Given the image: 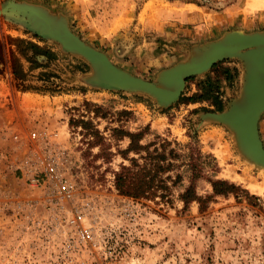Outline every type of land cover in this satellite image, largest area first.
Returning <instances> with one entry per match:
<instances>
[{
	"label": "rangeland",
	"instance_id": "obj_1",
	"mask_svg": "<svg viewBox=\"0 0 264 264\" xmlns=\"http://www.w3.org/2000/svg\"><path fill=\"white\" fill-rule=\"evenodd\" d=\"M15 1L61 14L82 41L149 81L224 31H264V0ZM214 12L225 17L216 25ZM218 62L213 72L187 77L177 100L161 107L144 93L86 84L82 76L90 67L82 57L0 16V128L38 117L59 131L75 204L92 235L81 240L65 221L68 212L46 206L18 169L4 166L0 264H264V187L248 186L264 180V169L240 153L227 126L200 117L221 111L240 89L241 63ZM208 76L216 79L220 110L207 99H192ZM130 133L149 150L159 152L168 142L165 153L173 148L179 154L167 156L173 166L161 173L181 177L167 201L123 196L114 187L120 166L138 156L126 150ZM258 133L264 145V112ZM190 146L196 149L189 160ZM192 174L199 176L194 190L202 202L184 203L180 195ZM216 179L234 184V192L213 194L210 181Z\"/></svg>",
	"mask_w": 264,
	"mask_h": 264
},
{
	"label": "water",
	"instance_id": "obj_2",
	"mask_svg": "<svg viewBox=\"0 0 264 264\" xmlns=\"http://www.w3.org/2000/svg\"><path fill=\"white\" fill-rule=\"evenodd\" d=\"M0 16L55 41L64 51L82 57L90 67V74L86 77L91 76L88 78L93 86L144 93L161 107L177 100L187 77L202 74L223 59H237L242 66L237 96L230 99L221 111L205 112L200 117L227 126L240 153L256 166L264 167V145L258 133V120L264 112V31H224L213 40L192 46L185 59L160 70L155 80L149 81L115 66L103 52L82 41L69 29L61 14L51 13L37 4L8 0L0 6ZM247 59L251 62L250 69L247 68ZM255 76L256 83L253 81ZM241 93L242 103H237Z\"/></svg>",
	"mask_w": 264,
	"mask_h": 264
},
{
	"label": "built area",
	"instance_id": "obj_3",
	"mask_svg": "<svg viewBox=\"0 0 264 264\" xmlns=\"http://www.w3.org/2000/svg\"><path fill=\"white\" fill-rule=\"evenodd\" d=\"M73 110L66 112L68 117L74 116ZM38 119L0 128V171L4 166L18 169L21 180L39 192L46 206L68 212L66 223L87 241L92 236L90 224L82 208L75 204L76 187L64 164L59 131ZM67 119L65 126L69 130Z\"/></svg>",
	"mask_w": 264,
	"mask_h": 264
},
{
	"label": "trees",
	"instance_id": "obj_4",
	"mask_svg": "<svg viewBox=\"0 0 264 264\" xmlns=\"http://www.w3.org/2000/svg\"><path fill=\"white\" fill-rule=\"evenodd\" d=\"M220 62L215 63L210 71H215L216 67ZM224 72L228 75V68H224ZM15 78L21 77L20 74L13 72ZM216 79L211 80L208 76L203 82L204 87L202 92L195 94L192 99L202 100L207 99L213 105H215L216 110L221 109L220 103V91L218 86L215 83ZM130 139L129 145L127 147V152H134L137 154V157H132L129 159L128 165H121L118 172L114 175V187L120 195L131 197V198H155L159 197L160 199H168L171 193V187L176 183L181 181L179 175L176 176H162L161 173L166 172L173 166V162L167 160V156L172 157L173 159L178 158L179 154L175 152L173 148H170L167 153H165V145H169L168 142L162 144V150L158 152L157 148L154 147L152 150H149L150 145H141L139 144L140 135L136 134H127ZM195 147L190 146V152L187 154L189 160L192 158ZM144 152V154H142ZM199 176L197 174L190 175L189 185L184 188L183 193L180 195L181 200L184 203H187L191 200H202L196 195L194 190V182ZM212 186L213 194H227L233 193L235 185L222 181L219 179L210 181ZM237 196V194H236ZM167 201V200H166Z\"/></svg>",
	"mask_w": 264,
	"mask_h": 264
},
{
	"label": "bare ground",
	"instance_id": "obj_5",
	"mask_svg": "<svg viewBox=\"0 0 264 264\" xmlns=\"http://www.w3.org/2000/svg\"><path fill=\"white\" fill-rule=\"evenodd\" d=\"M258 5V4H257ZM251 6V5H250ZM256 7V6H255ZM246 64H247V68L248 69H250V67H251V62L249 61V59H247L246 60ZM259 62H260V60H259ZM261 62H262V60H261ZM259 66V65H258ZM259 68H261V66H259ZM262 69V68H261ZM87 74H90V73H87ZM86 74V75H87ZM86 75H84V76H82V79L84 80V82L86 83V84H91L92 85V81H90L89 80V76L90 75H88L87 77H86ZM85 77H86V79H85ZM91 77V76H90ZM242 77V76H241ZM256 76L254 77V79H253V81H254V83H256ZM93 86V85H92ZM240 98V97H239ZM242 98H243V94L241 93V98L237 101V103H242ZM236 103V102H235ZM251 114L252 115H254V113H252L251 112ZM250 164V163H249ZM252 165V164H251ZM261 169H264L263 167H261ZM259 170H260V168H259ZM244 176H247V175H244ZM249 177V176H248ZM245 178V177H244ZM248 186H249V188L252 190V191H260L263 187H264V180L263 181H261L260 183H258V184H255V183H252V182H250V184H248Z\"/></svg>",
	"mask_w": 264,
	"mask_h": 264
},
{
	"label": "crops",
	"instance_id": "obj_6",
	"mask_svg": "<svg viewBox=\"0 0 264 264\" xmlns=\"http://www.w3.org/2000/svg\"><path fill=\"white\" fill-rule=\"evenodd\" d=\"M214 13H216V15L213 16V20H212L214 25H216L217 23H220L223 19H225V17L221 14V12H219V13L214 12ZM227 20H228V18H227ZM262 123H263V118H261V120L259 121V132L261 130Z\"/></svg>",
	"mask_w": 264,
	"mask_h": 264
}]
</instances>
